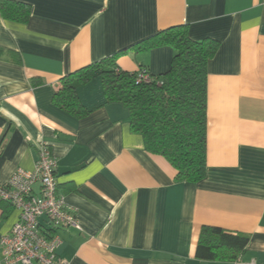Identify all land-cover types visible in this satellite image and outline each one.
<instances>
[{
	"label": "crops",
	"instance_id": "1",
	"mask_svg": "<svg viewBox=\"0 0 264 264\" xmlns=\"http://www.w3.org/2000/svg\"><path fill=\"white\" fill-rule=\"evenodd\" d=\"M15 1L31 16L8 20L0 10V183L33 170L37 144H49L58 192L83 226L59 230V255L71 264H264V0ZM177 25L221 43L208 63L207 175L198 183L147 151L127 108L105 104L98 75L78 89L89 115L54 103L64 76ZM173 55L128 51L118 65L159 75ZM18 217L0 202V240ZM206 225L250 237L237 261L196 257Z\"/></svg>",
	"mask_w": 264,
	"mask_h": 264
},
{
	"label": "trees",
	"instance_id": "2",
	"mask_svg": "<svg viewBox=\"0 0 264 264\" xmlns=\"http://www.w3.org/2000/svg\"><path fill=\"white\" fill-rule=\"evenodd\" d=\"M0 10L8 20L27 22L31 16L30 5L15 0H0ZM220 44L212 38L194 40L187 25L173 26L64 76L54 103L75 117L89 115L93 109L83 104L78 89L98 75L105 104L120 103L127 108L131 130L142 134L147 151L165 157L176 169L178 180L198 183L207 175L208 63ZM160 47L174 51L170 69L162 74L154 75L147 67L129 72L118 65L128 51ZM140 71L148 73L150 81L137 83ZM249 241L247 234L206 225L196 257L235 262Z\"/></svg>",
	"mask_w": 264,
	"mask_h": 264
},
{
	"label": "built area",
	"instance_id": "3",
	"mask_svg": "<svg viewBox=\"0 0 264 264\" xmlns=\"http://www.w3.org/2000/svg\"><path fill=\"white\" fill-rule=\"evenodd\" d=\"M150 79L148 73L140 71L136 82ZM37 149L39 157L33 170L20 168L0 183V202L19 212L12 230L1 237L0 264H71L59 255L63 240L58 232L67 228L83 230L78 209L58 192V162L49 144L40 142ZM37 184L39 192L35 191Z\"/></svg>",
	"mask_w": 264,
	"mask_h": 264
},
{
	"label": "rangeland",
	"instance_id": "4",
	"mask_svg": "<svg viewBox=\"0 0 264 264\" xmlns=\"http://www.w3.org/2000/svg\"><path fill=\"white\" fill-rule=\"evenodd\" d=\"M100 80V79H99Z\"/></svg>",
	"mask_w": 264,
	"mask_h": 264
}]
</instances>
